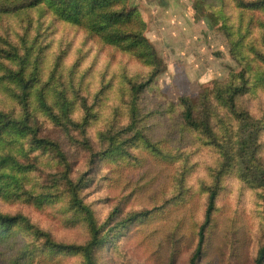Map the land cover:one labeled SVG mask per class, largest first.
I'll return each mask as SVG.
<instances>
[{
    "label": "rangeland",
    "instance_id": "rangeland-1",
    "mask_svg": "<svg viewBox=\"0 0 264 264\" xmlns=\"http://www.w3.org/2000/svg\"><path fill=\"white\" fill-rule=\"evenodd\" d=\"M118 8L136 18L164 66L139 95L135 120L131 86L151 76L150 63L57 18L45 4L0 15V111L24 114L19 89L4 79L19 70L17 60L1 57L12 52L24 75L37 77L28 98L32 126L60 146L68 166L36 150L20 156L30 168L16 174L18 182L4 177L8 169L0 173V214L23 217L32 228L19 224L0 235V264H84L34 232L58 244L88 242L86 222L61 183L66 171L106 232L95 264H191L211 192L214 210L195 264H255L264 245V187L243 177L238 121L215 92L242 88L235 104L260 125L264 168V0H120ZM39 91L64 126L44 113ZM203 95L228 162L222 146L183 121L180 99L200 106ZM21 142L29 148L28 138Z\"/></svg>",
    "mask_w": 264,
    "mask_h": 264
},
{
    "label": "trees",
    "instance_id": "trees-1",
    "mask_svg": "<svg viewBox=\"0 0 264 264\" xmlns=\"http://www.w3.org/2000/svg\"><path fill=\"white\" fill-rule=\"evenodd\" d=\"M119 2L120 0H0V15L15 14L45 4L57 18L71 22L86 30L98 37L104 44L130 52L137 59L150 63L153 66L151 76L145 82L131 86L130 114L135 120L137 116L135 104L139 95L162 73L164 66L153 46L139 32L140 24L136 22V18L131 13L119 9ZM1 55V57L6 59L17 60L19 70L9 71L4 79L12 81L19 89L20 93L16 95V98L19 100L24 114L21 118H15L12 114L0 111V173L8 169L10 173L4 174V177H9L11 180L18 182L16 174L25 172L30 168L19 161L20 156H27L28 152L36 150L49 151L52 154L56 153L60 161L67 166L60 146L48 139L38 138L36 128L32 126L34 118L28 110V98L37 83V77L34 73L28 77L24 75V63L17 54L1 52ZM241 92L242 88L240 87L232 88L228 86L220 88L215 92V95L236 116L238 121L236 159L243 177L264 187V168L259 164L257 157V139L261 128L259 123L253 120L247 112L237 110L235 98ZM180 101L183 105L182 117L185 125L192 130H199L210 144L222 146L211 126V109L207 97L205 95L202 96L200 106L193 105L189 98H181ZM38 103L44 113L56 124L64 126L61 119L53 113L52 108L46 103L44 94L41 91H39ZM62 118L72 124L68 119L67 112L63 113ZM86 123L87 120L84 119L83 125ZM25 138L29 139V148L27 149L21 142ZM222 148L224 149V160L228 162L230 160L229 152L224 146ZM113 152V150L108 151L109 154ZM61 183L69 196V202L86 222L90 235L88 242L80 246L58 244L43 233L37 230L34 232L44 238L45 245L48 248L59 252L80 254L84 264H95L93 253L103 244L106 234V232L102 233L104 226H98L89 206L85 205L80 199L78 184H75L68 177V171L62 175ZM215 198L216 193L211 192L208 198L204 223L200 227L198 234L197 253L191 260V264H195L196 256L204 240V232L210 224ZM133 217L134 215L128 216L124 224L130 223ZM19 224H25L24 226L27 229H32L23 217L0 214V235H3L9 228ZM255 264H264V245L257 253Z\"/></svg>",
    "mask_w": 264,
    "mask_h": 264
}]
</instances>
